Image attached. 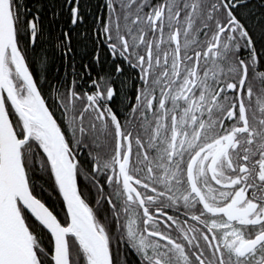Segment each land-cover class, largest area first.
<instances>
[{
    "label": "snow or ice",
    "instance_id": "1",
    "mask_svg": "<svg viewBox=\"0 0 264 264\" xmlns=\"http://www.w3.org/2000/svg\"><path fill=\"white\" fill-rule=\"evenodd\" d=\"M0 264H264V0H0Z\"/></svg>",
    "mask_w": 264,
    "mask_h": 264
}]
</instances>
